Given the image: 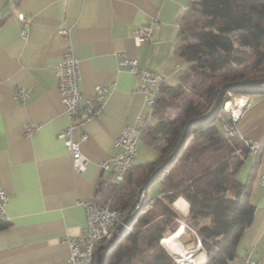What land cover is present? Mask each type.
<instances>
[{
  "label": "crops",
  "instance_id": "obj_1",
  "mask_svg": "<svg viewBox=\"0 0 264 264\" xmlns=\"http://www.w3.org/2000/svg\"><path fill=\"white\" fill-rule=\"evenodd\" d=\"M189 1L0 0V186L8 193L9 214L6 225L0 226V264H71L62 235L77 234L85 225L82 200L103 204L104 188L117 180L101 162L116 153L114 141L123 129L149 109L138 90L139 79L128 65L118 64L116 53L165 74L167 84L178 82L188 68L175 52L178 18ZM20 12L30 20L26 38L21 35ZM152 22L151 39L137 44V30ZM61 29L69 30V39ZM69 43L80 60L83 93L90 94L97 84L111 86L98 117L74 130L75 138L82 130L88 132L82 150L89 163L82 172L75 170L60 137L70 117L57 88L55 66ZM17 85L32 89L24 101L13 96ZM243 94L249 96L250 104L243 110L239 130L263 147L259 158L254 152L246 158L252 156L247 179L252 172L250 201L255 214L237 255L226 264H246L245 258L264 262V93ZM27 122H41L42 126L29 134ZM141 143L145 142L140 140L134 163L159 156L156 149L144 161ZM148 194L160 195L161 182L151 185ZM179 199L186 202V210L176 204ZM173 205L183 216L188 214L190 204L185 197L179 196ZM181 225L188 234L185 249L191 250L198 264L204 263L207 253L197 245L185 219L176 218L168 232Z\"/></svg>",
  "mask_w": 264,
  "mask_h": 264
},
{
  "label": "trees",
  "instance_id": "obj_2",
  "mask_svg": "<svg viewBox=\"0 0 264 264\" xmlns=\"http://www.w3.org/2000/svg\"><path fill=\"white\" fill-rule=\"evenodd\" d=\"M178 23L175 52L188 68L175 84H162L154 104V121L145 126L142 135L159 156L133 163L122 180L108 184L103 204L133 210L142 190L168 172L153 207L139 216L135 231L119 237L110 247L105 264H177L163 244L173 233L164 236L176 218L185 219L187 227L199 234L207 253L202 264H226L237 255L255 214L250 201L252 172L245 182L237 180L251 151L242 139L225 135L220 126L228 93L207 119L189 125L178 153L175 157L171 153L188 120L211 107L223 83L264 77V0H190ZM231 92L264 93V84ZM179 196L189 201L186 216L173 205ZM176 204L186 210L184 200ZM6 223L0 221V226ZM102 243L96 246V257L103 251ZM92 264H97L96 258Z\"/></svg>",
  "mask_w": 264,
  "mask_h": 264
},
{
  "label": "built area",
  "instance_id": "obj_3",
  "mask_svg": "<svg viewBox=\"0 0 264 264\" xmlns=\"http://www.w3.org/2000/svg\"><path fill=\"white\" fill-rule=\"evenodd\" d=\"M18 18L22 22L21 35L26 38L29 34L30 20L24 12H20ZM152 25L153 22L137 30L135 36L137 44L151 39ZM60 32L69 39V30L61 29ZM116 56L118 64L128 65L129 69L139 79L138 90L142 93L143 100L149 108L145 112L139 113L134 123L123 129L114 141L117 148L116 153L111 158L101 162V167L114 172L116 180L120 181L135 161L143 130L153 118L154 104L162 84L166 82V76L156 70L139 66L136 58L127 57L121 52H117ZM55 74L61 100L65 111L70 117V124L62 130L60 137L72 156L75 170L82 172L89 163L88 157L82 150V142L88 138V132L82 130L79 136L75 138L74 130L77 126L84 125L98 117L110 93L111 86L109 84H97L90 94L83 93L80 88V60L74 53L71 43L68 44L62 61L55 66ZM31 90V87L17 85L13 89V96L17 100L24 101L30 95ZM228 94L230 97L222 109L220 122L222 132L227 136L242 139L251 152L257 153L262 143L244 137L238 127L243 110L250 104L249 96L245 94L236 96L231 91ZM41 126V122H27L25 124L26 132L29 134L37 132ZM167 172L168 170L164 171L156 182H161ZM261 181L264 183V176H262ZM140 198L143 199L141 207L128 224L125 223V218L137 208L139 202L132 210L110 207L108 204H98L90 198L82 200L81 204L86 212L85 225L80 228L77 234L65 232L61 237L62 242L66 243L69 248V262L71 264H92L96 258L97 244L107 242L118 232L119 226L122 224L124 229L120 232L119 237L135 231L139 216L149 211L155 200V197L148 194V190H142ZM7 202L8 193L0 186V221L9 220ZM190 229L195 233L200 245L199 234L194 228ZM244 261L246 264H264L263 261L250 258H245Z\"/></svg>",
  "mask_w": 264,
  "mask_h": 264
},
{
  "label": "water",
  "instance_id": "obj_4",
  "mask_svg": "<svg viewBox=\"0 0 264 264\" xmlns=\"http://www.w3.org/2000/svg\"><path fill=\"white\" fill-rule=\"evenodd\" d=\"M262 84H264V77H261V78H249V79H243V80H239V81L223 83L220 86L218 95L215 98L214 102L212 103L211 107L206 112H204L202 115L193 117V118L188 120V122L186 124V127H185V130H184L183 137L181 138V140L179 141L177 146L172 151L171 157H175L176 154L178 153L180 147L183 145L184 136H185V134H186V132L188 130L189 125L191 123H194V122H197V121L205 120L211 114H213L220 107L221 103L224 100V97H225L226 93L231 91V89H233V88L260 86ZM137 200L139 202V205L137 206V208L132 213H130V214H128L126 216V218H125V223L126 224H128L131 221L132 217L137 213V211L141 207L143 199L140 198V196H138ZM123 229H124V225L122 224V225L119 226L118 232H116L113 237H111L107 242L101 244V247L103 248V251L100 252L97 255V257H96L97 264H105L108 250L116 242V240L119 238L120 232H122Z\"/></svg>",
  "mask_w": 264,
  "mask_h": 264
},
{
  "label": "bare ground",
  "instance_id": "obj_5",
  "mask_svg": "<svg viewBox=\"0 0 264 264\" xmlns=\"http://www.w3.org/2000/svg\"><path fill=\"white\" fill-rule=\"evenodd\" d=\"M187 239L188 234L185 233L183 225H181L176 231H174L164 239V243L165 245L169 246L175 253L179 252V256L181 257V260H183V262H178L175 259L179 264H198V262L192 256H189L186 253L185 241ZM171 255L173 256L172 253Z\"/></svg>",
  "mask_w": 264,
  "mask_h": 264
},
{
  "label": "rangeland",
  "instance_id": "obj_6",
  "mask_svg": "<svg viewBox=\"0 0 264 264\" xmlns=\"http://www.w3.org/2000/svg\"><path fill=\"white\" fill-rule=\"evenodd\" d=\"M233 95L238 96V95H240V94H234V93H233ZM217 123H218V122H217ZM141 145H142V146H141V154H140V158H143L144 161L147 160L148 157L151 155V154L148 155L147 153H151V152H155V153H156V149H154L153 147H150V145H147V144H145V143H141ZM157 153H158V152H157ZM157 155H158V154H157ZM251 164H252V156L249 157L248 159H246V161H245L244 164L242 165L241 169L239 170V172H238V174H237V180H238L239 182H244V181H246L247 176H248L249 169H250V167H251ZM173 222H174V221H173ZM172 225H173V223L169 226V228L167 229V231H166V233H165L164 236H166V235L169 233L168 231H169L170 227H172ZM193 233H194V232H193ZM194 236H195V240H196L197 245H199L195 233H194ZM163 244H164V240H163ZM164 245H165V244H164ZM164 245H163V246H164ZM164 247L167 248V249L169 250V252H171V253L173 254V256L176 258V260H177L178 262H183V260L178 259V256H177V255H174V252H172L173 250H172L169 246L165 245ZM167 249H166V250H167ZM185 250H186L187 255L192 256V252H191L190 249H188V250L185 249ZM176 254H177V253H176ZM176 260H175V261H176ZM177 261H176V263L179 264Z\"/></svg>",
  "mask_w": 264,
  "mask_h": 264
}]
</instances>
